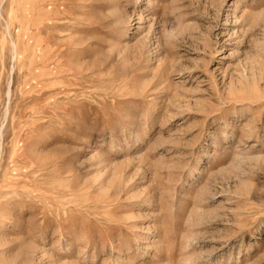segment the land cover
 <instances>
[{
    "label": "rangeland",
    "instance_id": "1",
    "mask_svg": "<svg viewBox=\"0 0 264 264\" xmlns=\"http://www.w3.org/2000/svg\"><path fill=\"white\" fill-rule=\"evenodd\" d=\"M0 129V264H264V0H0Z\"/></svg>",
    "mask_w": 264,
    "mask_h": 264
},
{
    "label": "bare ground",
    "instance_id": "2",
    "mask_svg": "<svg viewBox=\"0 0 264 264\" xmlns=\"http://www.w3.org/2000/svg\"><path fill=\"white\" fill-rule=\"evenodd\" d=\"M39 88V87H38ZM2 129V128H1ZM1 129H0V131H1ZM32 172V171H31ZM10 178V180L12 181L13 179H14V177H9ZM20 185V184H19ZM10 186H15V183H9V182H7V183H5V184H3L2 186H1V188H3V189H9V188H11ZM21 186V185H20Z\"/></svg>",
    "mask_w": 264,
    "mask_h": 264
}]
</instances>
